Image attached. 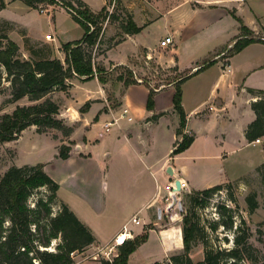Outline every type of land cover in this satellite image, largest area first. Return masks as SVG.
<instances>
[{"label":"crops","instance_id":"crops-1","mask_svg":"<svg viewBox=\"0 0 264 264\" xmlns=\"http://www.w3.org/2000/svg\"><path fill=\"white\" fill-rule=\"evenodd\" d=\"M83 1L94 13L107 5L105 0L100 10H94L88 0ZM259 1L263 0H178L160 9L159 0H130L125 7L141 31L126 35L118 29L120 34L115 32L108 36L113 43L105 50L96 55L97 49L103 46L102 39L94 49V62L101 61L107 68L102 75L106 77L105 83L98 75L86 81L75 78L68 82L67 91L49 95L60 107L58 119L73 128V132L65 137L58 130H50L56 132L50 133L55 151L52 158L39 164L59 185V203L68 206L89 228L95 244L110 243L127 225L132 234L148 229V240L155 237L163 242L167 252L178 251L169 250L171 246L165 243L164 232L159 230L160 222L154 218L155 212L164 207L169 183L167 169L172 167L187 189L201 191L240 181L264 163L263 148V163L252 168L244 158L230 161L233 156L222 148L233 146L231 152L239 153L246 147L261 146L251 144L246 131L256 119L252 104L264 96L259 94L264 92V44L253 43L227 57L234 40L241 34L240 23L233 12L255 35L263 32L264 9H260ZM246 6L253 10L250 17L243 20L241 10ZM61 10L74 21L62 7L48 11ZM224 22L230 24L229 31ZM54 29L58 36L62 34V26L57 22ZM82 31L80 39L70 42L81 40ZM145 34H151V42L146 40ZM47 35L37 42L52 43L46 40ZM166 37H172L173 44L162 48L160 42ZM16 43L21 47L20 42ZM54 44L57 52L53 58L64 62L61 48L66 43L55 41ZM20 52L29 59L28 51ZM149 61H154L169 78L159 88L155 81H138L127 87L113 78L116 68L125 67L133 71L138 80L139 72ZM208 62L214 63L198 72ZM178 85L187 116L183 135L177 134L180 118L174 107ZM151 91L154 92L153 107L148 108ZM87 103L90 108L82 113L80 110ZM28 129L20 137V145ZM184 135L194 136L193 144L173 156ZM36 141L31 135L25 146L34 148ZM63 145L76 146L67 159L59 158ZM158 146H167L164 155L156 156ZM213 146L222 148L217 156L219 168L212 164L216 157ZM99 147L104 150L97 152ZM55 163L60 166L59 173L49 169ZM25 165L31 164L17 167ZM111 213L118 219L111 236L106 237L104 230ZM126 215L129 217L125 218ZM133 218L139 219L140 224H133Z\"/></svg>","mask_w":264,"mask_h":264},{"label":"trees","instance_id":"trees-1","mask_svg":"<svg viewBox=\"0 0 264 264\" xmlns=\"http://www.w3.org/2000/svg\"><path fill=\"white\" fill-rule=\"evenodd\" d=\"M28 8L48 11L43 5L59 6L64 8L84 30L81 40L66 43L62 46L65 61L53 58L51 54L42 55L30 45L27 48L29 59L22 58L20 47L8 35L0 36V95L4 83L9 84L11 100L17 102L28 98L30 104L17 106L12 113L4 114L0 119V143L13 142L19 139L28 128L35 126L39 134L50 130H58L65 137L72 134L73 128L65 125L58 119L59 105L49 95L54 92L67 91L68 82L75 79L91 80L95 75L105 83L106 71L94 64V49L100 44L104 24L118 21L116 14H109L107 6L100 12L94 13L83 0H19ZM42 6V7H41ZM116 4L115 8H120ZM7 7L5 0H0V10ZM123 8V7H122ZM125 8H123L124 10ZM233 17L240 23L241 34L234 40L232 49L227 57L240 53L253 43H263L264 37L252 36V31L244 25L243 21L235 15ZM123 34L134 35L141 31L129 14L120 23ZM264 32V30H263ZM26 38L25 42H29ZM31 44V43H30ZM48 49V46H44ZM226 58V57H224ZM214 62L206 63L198 72L208 69ZM125 68V67H119ZM118 81L125 86L137 84L133 76H118ZM264 95V92H259ZM154 92H150L148 108L153 107ZM264 97V96H263ZM175 111L180 118L178 135H183L186 127L187 116L182 107V91L177 86L174 98ZM90 108V103L81 108L84 113ZM256 119L248 126L247 140L252 143L264 137V98L252 104ZM194 142V136H183L172 155L186 151ZM71 148L63 145L59 149V158H69ZM257 172L264 180V163L257 168ZM224 185L209 189L194 191L192 202L194 206L203 207L215 191ZM45 188L48 192L46 199H40L36 208L28 204L32 194ZM59 185L44 171L42 164L13 166L0 179V264H73V253H81L86 247L95 243L92 232L65 204L59 203L57 192ZM61 206L60 211L53 215V204ZM175 204V203H174ZM255 204L252 209H255ZM183 243L185 253L173 257L175 264H242L250 261L251 264H264V260L250 255L252 246L243 245L237 240V246L230 250L218 252L208 251L203 262L194 263L189 256L192 243L197 237L198 223L193 221L191 213L184 220ZM42 230L43 236L36 235ZM60 240L55 251L48 250L54 240ZM148 235L136 240L127 241L120 246V254L113 262L105 261L102 264H128L130 256L146 241ZM154 264H159L156 262Z\"/></svg>","mask_w":264,"mask_h":264},{"label":"rangeland","instance_id":"rangeland-1","mask_svg":"<svg viewBox=\"0 0 264 264\" xmlns=\"http://www.w3.org/2000/svg\"><path fill=\"white\" fill-rule=\"evenodd\" d=\"M94 10H100L105 0H88ZM143 1V0H141ZM171 0H159L158 6L160 9L165 8L167 3ZM8 4L4 10L0 11V36L8 35L11 40L20 42V50L22 52L28 51L27 48L32 47L35 50L41 52V54H51L52 57L56 56L55 41L67 43L70 41L78 40L82 37L83 31L80 26H77L74 21L64 12H51L41 11L28 8L23 2L19 0H5ZM130 0H106L107 10H112L113 4H120V8H115L112 11L116 14L118 21L114 23L106 22L104 24V33L102 36L103 46L97 49L96 55L105 50L108 45L113 41L108 40V36L113 33H119L120 23L126 19L129 15V10L125 7L126 3ZM171 2H178V0H172ZM170 2V3H171ZM169 3V4H170ZM43 8L55 11L59 6L43 5ZM260 9H264V0L259 1ZM42 7V6H41ZM125 8L123 10V8ZM251 6H246L244 10H241L243 20L250 17L249 13L252 12ZM109 12V11H108ZM110 14V13H109ZM15 22V23H14ZM55 22L62 26V34H55ZM223 25L230 29V24L224 22ZM264 25V20H263ZM264 30V29H263ZM116 32V33H115ZM46 34H49L55 38V41L50 44L44 42H37L38 39L44 38ZM112 36V35H111ZM146 40L152 41L151 34H145ZM253 37H264V32H260L259 35L252 33ZM26 38H29V42H25ZM31 43V44H30ZM17 44V43H16ZM53 44V45H52ZM44 46H48V49ZM97 47V46H96ZM95 47V48H96ZM22 58L26 59L23 55ZM149 64L143 66V70L139 72V79L135 78V74L128 68H116L113 72V78L123 75L125 77L133 76L138 81L153 82L156 87L166 84L164 80L169 79L167 73L160 69L154 61H149ZM95 66L107 71V68L103 66L101 61L96 60ZM106 79V77L104 76ZM163 81V82H161ZM9 84L4 83L2 88V94L0 95V119L4 114L12 113L17 106L29 105L28 98H24V101L20 103L13 102L11 100ZM157 88V89H158ZM264 98V97H262ZM20 104V105H18ZM55 131H48L45 134H39L37 128L28 129L23 143L20 145L19 139L23 136V133L18 140L8 143H0V179L1 177L13 166H20L22 164L37 165L40 162L48 161L53 157L54 144L50 141V133ZM56 134V132L54 133ZM59 134H62L60 131ZM31 135H34L37 139L34 148L31 146H25ZM261 139V146L246 147L242 152H231L233 146H222L223 150H226L230 156H233L231 160L247 159L250 167L260 166L263 163L262 160V148L264 149V137ZM22 146V147H21ZM76 146L72 145L71 149ZM220 146H213L212 152L216 157L212 164L219 168L220 161L218 155L221 151ZM29 150L30 152H23V150ZM37 149L36 151H34ZM103 147L96 148L97 152L103 151ZM167 151V146H158L156 150V156L164 155ZM230 151V152H229ZM23 167V166H22ZM213 167V166H212ZM60 166L55 163L50 166L54 172H60ZM245 172V171H244ZM168 176L169 183L167 187L176 181V178ZM169 189H166V195L164 198L163 209H158L154 218L160 222L158 224L159 230L164 232L165 243L170 244L169 250H178L167 252L166 246L162 241L157 240L155 237L147 240L144 244L133 253L130 257L128 264H151L159 262V264H175L173 257L181 256L185 253L183 243V226L184 218L188 213H191L193 221L198 223L199 230L195 241L192 243L191 251L189 253L190 258L194 263L203 262L205 260L206 253L208 251H214L216 255L218 252L230 251L237 246V240L240 241L241 247L243 245L252 246L253 251H250V255L258 257L260 260H264V180L262 176L255 170L248 176L244 177L240 181L231 182L225 184L220 190L215 191L214 194L208 199L207 203L201 206H194L192 198L194 197V191L185 188L179 196L172 199L169 196ZM124 193L127 195V189H124ZM48 192L45 188L35 191L29 199V206L36 208L40 199H46ZM175 200V204H173ZM255 204L256 208L252 209V205ZM53 215H56L61 206L57 202L53 205ZM114 213H111L106 222V230L104 236L109 237L114 231L116 226V220ZM129 217L128 215L125 218ZM109 226L111 228L107 229ZM153 224L150 225L152 227ZM147 227V226H146ZM149 227V226H148ZM180 228V229H179ZM160 232V233H161ZM148 233V229H145L140 234L134 233L133 240L140 238ZM36 235L42 237V230ZM60 240H54L50 251L56 250V245ZM172 244H175L173 246ZM110 243L105 245L92 244L85 248L82 254H77L73 259V264H102L105 261L113 262L120 254V249L111 251L109 250ZM97 248L104 249L103 254L100 255L99 260H93L92 255L96 254ZM172 248V249H171ZM181 249V250H180ZM110 252V255H109ZM40 264V262H37ZM242 264H251L250 261L242 262Z\"/></svg>","mask_w":264,"mask_h":264},{"label":"built area","instance_id":"built-area-1","mask_svg":"<svg viewBox=\"0 0 264 264\" xmlns=\"http://www.w3.org/2000/svg\"><path fill=\"white\" fill-rule=\"evenodd\" d=\"M115 5L116 4H113L112 5V10L113 9H115ZM112 10H109V13L110 14H112L113 13V11ZM46 40H48V41H55V38L53 37V36H51V35H47L46 36ZM173 44V38L172 37H166L164 40H162L161 42H160V46L162 47V48H168L170 45H172ZM127 113V111H125V114ZM129 120H131V119H129ZM108 126V125H107ZM261 143V139H257L256 141H254V142H252L251 144H253V145H258V144H260ZM182 183V182H181ZM182 186V190L180 191V193L186 188L185 186H186V184L184 185V184H182L181 185ZM170 191L169 192H171V190H176V186H173V187H171V185L169 186V187H167ZM131 222L133 223V224H135V225H139L140 224V220L139 219H137V218H133L132 220H131ZM133 238V234H132V232H131V230L129 229V227L126 225V226H124L123 227V229H122V231L121 232H119L116 236H115V238L110 242V247H109V250L111 251V249H112V251H114V250H116L117 248H120V246H122V245H124L127 241H130L131 239ZM104 249H101V248H97V252H96V254H93L92 255V258H93V260H99V258H100V255L101 254H103V251ZM77 254H82V253H73L72 254V257H73V259L75 258V256L77 255ZM109 255H110V252H109Z\"/></svg>","mask_w":264,"mask_h":264},{"label":"water","instance_id":"water-1","mask_svg":"<svg viewBox=\"0 0 264 264\" xmlns=\"http://www.w3.org/2000/svg\"><path fill=\"white\" fill-rule=\"evenodd\" d=\"M229 49H230V48H229ZM167 174H168L169 176H171V177L177 179L175 185H176L177 190H178V191H181V190H182V186H181L182 183H181V180H180L179 178H177V176H176V174H175V171H174V169H173L172 167H169V168L167 169Z\"/></svg>","mask_w":264,"mask_h":264},{"label":"bare ground","instance_id":"bare-ground-1","mask_svg":"<svg viewBox=\"0 0 264 264\" xmlns=\"http://www.w3.org/2000/svg\"><path fill=\"white\" fill-rule=\"evenodd\" d=\"M176 180H177V179H176ZM181 182H182V184L185 185V183H184L183 181H181ZM175 183H176V181H175L173 184H171V187L176 186ZM185 187H186V186H185ZM179 194H180V191H178L177 188H176V190H171V192H169V196H170L172 199L175 198V200H176L177 196H179ZM175 200H173V201H174L173 204L176 202Z\"/></svg>","mask_w":264,"mask_h":264}]
</instances>
